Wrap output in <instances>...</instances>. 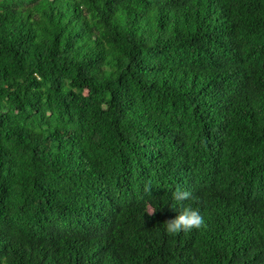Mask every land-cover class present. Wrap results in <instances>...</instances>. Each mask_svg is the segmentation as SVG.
Masks as SVG:
<instances>
[{"label":"trees","instance_id":"1","mask_svg":"<svg viewBox=\"0 0 264 264\" xmlns=\"http://www.w3.org/2000/svg\"><path fill=\"white\" fill-rule=\"evenodd\" d=\"M0 264H264V0H0Z\"/></svg>","mask_w":264,"mask_h":264},{"label":"clouds","instance_id":"2","mask_svg":"<svg viewBox=\"0 0 264 264\" xmlns=\"http://www.w3.org/2000/svg\"><path fill=\"white\" fill-rule=\"evenodd\" d=\"M146 190L150 191V189ZM190 197L191 193L189 191L179 187L172 194L175 206L179 207H183V202L188 200ZM165 224L166 231L169 234L176 235L182 232H190L193 229L199 230L203 228L205 226V219L198 209L183 207V210L174 219Z\"/></svg>","mask_w":264,"mask_h":264}]
</instances>
